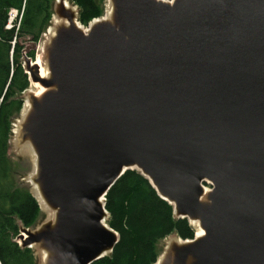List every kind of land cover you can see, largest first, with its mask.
I'll use <instances>...</instances> for the list:
<instances>
[{"label":"water","instance_id":"1","mask_svg":"<svg viewBox=\"0 0 264 264\" xmlns=\"http://www.w3.org/2000/svg\"><path fill=\"white\" fill-rule=\"evenodd\" d=\"M116 2L117 26L50 45L57 90L27 132L58 218L21 245L44 241L54 264L111 254L106 195L136 165L177 217L201 213L193 264H264V0Z\"/></svg>","mask_w":264,"mask_h":264},{"label":"trees","instance_id":"2","mask_svg":"<svg viewBox=\"0 0 264 264\" xmlns=\"http://www.w3.org/2000/svg\"><path fill=\"white\" fill-rule=\"evenodd\" d=\"M79 8L81 23L102 16L98 0H71ZM52 0H0V264H34L31 248L16 238L35 218V196L16 187L9 156L12 121L24 107L21 94L29 87L23 54L35 57L36 45L49 24ZM16 12L10 22V13ZM29 44V45H28ZM107 223L119 234L114 250L92 264H155L157 243L176 232L193 239L186 218L177 217L173 205L160 197L138 170H127L106 195Z\"/></svg>","mask_w":264,"mask_h":264},{"label":"bare ground","instance_id":"3","mask_svg":"<svg viewBox=\"0 0 264 264\" xmlns=\"http://www.w3.org/2000/svg\"><path fill=\"white\" fill-rule=\"evenodd\" d=\"M170 4H173V1H171ZM62 8L67 13L66 20L63 21L62 24L63 29L66 31H76V32H82L85 35H87L90 31L95 29L96 27L108 24L112 26H117V18H116V10H117V2L116 0H107V6H106V12L103 16L94 19L88 27H85L82 25L78 20L76 15L73 13V9H71L70 4L68 2H62L61 3ZM52 31V30H51ZM59 31L54 30L53 31V40H51L50 45L54 42L55 38L58 36ZM43 53H41L40 46H38L36 58L35 61L32 62L31 68L32 71H36L38 74V80L36 81L32 76L30 75V79L32 81V87L30 89L29 94H27L25 105L22 109V118L18 121L16 125V131L20 134L25 135V140L27 144L30 146L32 153H33V159H34V169L31 173V181L33 184V189L37 195V198L41 204V206L44 208V210L47 211L49 215V220H51L49 226H53L58 218V208L55 207L50 201L47 199L44 193L43 189V182L41 180V170H40V155L38 152V149L36 147L35 142H33V138L31 133H28L27 130L30 128L32 122L34 121V103L39 102L41 103L46 96V94L50 92H55L57 90V84H53L51 86L45 84V82H53L54 73L51 66L50 61V50L45 49L44 45L42 48ZM34 68L36 70H34ZM134 169L139 170L140 172L144 173L151 181L154 183L152 177L145 173L142 168L136 165H131ZM209 185H202L199 201L200 206L202 208H206L210 206L211 204V194H212V183L208 182ZM156 188L158 189V186L154 183ZM212 185V186H211ZM170 202L172 203L173 207L176 208V201L168 198ZM188 219L192 226H194L196 232L193 239H179L175 242L176 249L172 255V257L169 256V253L166 251L164 255L159 257L156 264H193L196 261V257L191 253H186L187 249L194 246L196 243L201 241L205 235L206 230L202 225L201 222V213H194L188 215ZM102 224L104 227L109 229V226L106 222V219L102 221ZM24 238H28V233H24Z\"/></svg>","mask_w":264,"mask_h":264},{"label":"rangeland","instance_id":"4","mask_svg":"<svg viewBox=\"0 0 264 264\" xmlns=\"http://www.w3.org/2000/svg\"><path fill=\"white\" fill-rule=\"evenodd\" d=\"M62 2H68L70 4V7H71V9H73V13L76 15L77 20L81 23V21L79 19V8L74 2H72L71 0H52V5H51L52 17H51V20H50L49 24L47 25L45 31L43 32L41 39L39 40V42L36 45L31 46L28 44L29 45L28 49L35 50L34 51L35 57H34V60L32 62L35 61L38 46H40L41 53H43V51H42L43 45H44L45 49L50 50L51 49L50 42H51V40H53V31L63 29L62 24L64 23L63 21L66 20L67 13L64 11V9L61 6ZM98 2H99L101 9L103 11V13H102V16H103L106 12L107 0H98ZM15 15H16V12L12 11L10 13V18L15 17ZM9 24H10V22H9ZM81 24L84 25L85 27L89 26V24H84V23H81ZM11 26H12V22L10 24V27ZM26 51L24 53H22L23 54L22 59L24 60V66L26 69V73L28 74V78H29L30 83H29V87L27 88V90H25L21 94L22 98H24V101H26L27 94H29L30 89L32 87V81L30 79L32 69H31V65L29 64V61H27L28 53ZM21 118H22V110L16 115V117L12 121L11 136H10V140H9V156H10V159H11L12 165H13L16 187L22 191H28V192L32 193L39 203V210H38L35 218L31 222V224L27 227L23 226L21 229V233L16 238V241L20 245L23 244V240H22L23 236H21V235H23V233L30 232V233H33L36 235V234H39L41 232H46L48 230H55L56 229V226H54V225L48 226L51 222V220H49V215H48L47 211L44 210V208L41 206V204L37 198V195L33 189V184L31 181V173L33 172V169H34L33 153H32L30 146L27 144V142L23 136V133L20 134L16 131V128H17L16 125ZM204 185L210 186V184H208V183H206ZM189 224L191 225L190 222H189ZM191 227L194 230V236H195L196 230H195L194 226L191 225ZM179 239H182V238L179 237V235L176 232H174V233L170 234L169 236L160 240L157 243L158 259L162 255H164V253L166 251L169 253V256L172 257V255L176 249L175 242L178 241ZM46 246H47L46 243L43 241L40 243H35L31 247V250H32L33 256H34V264H54L55 263V261H56L55 251L51 250V249L49 250V247L47 250ZM158 259H157V261H158Z\"/></svg>","mask_w":264,"mask_h":264},{"label":"clouds","instance_id":"5","mask_svg":"<svg viewBox=\"0 0 264 264\" xmlns=\"http://www.w3.org/2000/svg\"><path fill=\"white\" fill-rule=\"evenodd\" d=\"M16 16V15H15ZM14 19V17H11L10 18V24H11V22H12V20ZM10 24L8 25V27H10ZM32 59V58H31ZM32 60H34V58L32 59ZM25 102V101H24Z\"/></svg>","mask_w":264,"mask_h":264}]
</instances>
